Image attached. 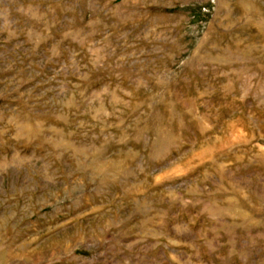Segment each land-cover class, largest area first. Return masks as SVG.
<instances>
[{
	"label": "rangeland",
	"instance_id": "obj_1",
	"mask_svg": "<svg viewBox=\"0 0 264 264\" xmlns=\"http://www.w3.org/2000/svg\"><path fill=\"white\" fill-rule=\"evenodd\" d=\"M0 264H264V0H0Z\"/></svg>",
	"mask_w": 264,
	"mask_h": 264
}]
</instances>
